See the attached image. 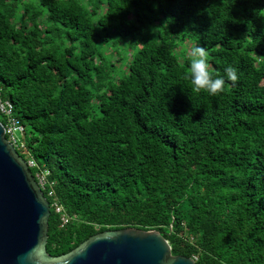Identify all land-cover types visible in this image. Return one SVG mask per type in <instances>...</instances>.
<instances>
[{
    "label": "trees",
    "instance_id": "trees-1",
    "mask_svg": "<svg viewBox=\"0 0 264 264\" xmlns=\"http://www.w3.org/2000/svg\"><path fill=\"white\" fill-rule=\"evenodd\" d=\"M187 42L237 80L192 88ZM0 87L47 171L50 255L134 227L264 264V0H0Z\"/></svg>",
    "mask_w": 264,
    "mask_h": 264
},
{
    "label": "water",
    "instance_id": "water-1",
    "mask_svg": "<svg viewBox=\"0 0 264 264\" xmlns=\"http://www.w3.org/2000/svg\"><path fill=\"white\" fill-rule=\"evenodd\" d=\"M50 205L0 122V264H196L155 229L97 232L60 255L46 251Z\"/></svg>",
    "mask_w": 264,
    "mask_h": 264
},
{
    "label": "built area",
    "instance_id": "built-area-1",
    "mask_svg": "<svg viewBox=\"0 0 264 264\" xmlns=\"http://www.w3.org/2000/svg\"><path fill=\"white\" fill-rule=\"evenodd\" d=\"M0 115L4 119V124H2L4 129V134L6 139L14 146L15 149L21 148L25 149V144L19 140V138L16 136V133L23 134V125L19 122V120L13 115V105L12 103L2 98L1 95V87H0ZM26 158L24 159L27 166L29 168H37L38 165L36 162L32 159V157L29 155L28 152H26ZM46 174L47 171L38 170L35 172L34 179L36 180L38 186L40 189L47 186L49 183L46 181ZM48 196H53V191L51 189L47 190ZM51 206H53L55 212L60 214V220L61 224H65L69 217L64 213L61 205L57 203L55 199H53ZM194 261L196 259V256L191 257Z\"/></svg>",
    "mask_w": 264,
    "mask_h": 264
},
{
    "label": "clouds",
    "instance_id": "clouds-1",
    "mask_svg": "<svg viewBox=\"0 0 264 264\" xmlns=\"http://www.w3.org/2000/svg\"><path fill=\"white\" fill-rule=\"evenodd\" d=\"M190 60L188 62V78L192 88L195 90H205L208 94H216L223 90L225 79L237 80L236 69L231 65H226L223 76L213 77L208 70L206 51L199 44L190 50Z\"/></svg>",
    "mask_w": 264,
    "mask_h": 264
},
{
    "label": "rangeland",
    "instance_id": "rangeland-1",
    "mask_svg": "<svg viewBox=\"0 0 264 264\" xmlns=\"http://www.w3.org/2000/svg\"><path fill=\"white\" fill-rule=\"evenodd\" d=\"M185 45V53L188 55H190V50H191V48L192 47H194L195 46V42H191V43H189V42H187V43H185L184 44ZM188 55V56H189ZM191 58V57H190ZM210 65L208 64V67H209ZM16 136L19 138V140L21 141V142H23L24 143V141H25V135L24 134H18V133H16ZM18 153H19V155L23 158V159H25L27 156H26V152H22V151H18Z\"/></svg>",
    "mask_w": 264,
    "mask_h": 264
}]
</instances>
